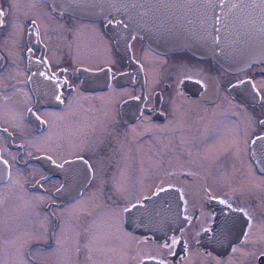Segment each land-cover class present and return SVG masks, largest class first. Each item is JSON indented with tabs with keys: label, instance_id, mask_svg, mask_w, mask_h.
Instances as JSON below:
<instances>
[{
	"label": "flooded vegetation",
	"instance_id": "flooded-vegetation-1",
	"mask_svg": "<svg viewBox=\"0 0 264 264\" xmlns=\"http://www.w3.org/2000/svg\"><path fill=\"white\" fill-rule=\"evenodd\" d=\"M0 12V264H264V62Z\"/></svg>",
	"mask_w": 264,
	"mask_h": 264
},
{
	"label": "water",
	"instance_id": "water-1",
	"mask_svg": "<svg viewBox=\"0 0 264 264\" xmlns=\"http://www.w3.org/2000/svg\"><path fill=\"white\" fill-rule=\"evenodd\" d=\"M107 27L137 34L157 51H187L235 71L264 62V0H45ZM264 168V159H260Z\"/></svg>",
	"mask_w": 264,
	"mask_h": 264
},
{
	"label": "snow or ice",
	"instance_id": "snow-or-ice-1",
	"mask_svg": "<svg viewBox=\"0 0 264 264\" xmlns=\"http://www.w3.org/2000/svg\"><path fill=\"white\" fill-rule=\"evenodd\" d=\"M3 15H4V13L0 12V16H3ZM0 23H2V21H0ZM134 99L139 100L140 97H134ZM48 159L51 160V157H49ZM53 163H55V161H53ZM63 166H64L63 164L58 165V167H60V168H63ZM161 190L163 191V189H161ZM220 203L223 204V203H225V201L221 200ZM228 206L231 207V205H228ZM133 207H135V205ZM126 211H127V209H126ZM240 211H243V209H240ZM245 215H247V213H245ZM228 229H229V225L227 222H225L222 225L221 232L219 233V237H223L225 235V233L228 231ZM206 231H208V230H206ZM217 240H218V237L214 236L213 241L216 242ZM180 243H181L180 239L173 237V238H171L170 242L166 241L165 244L163 245V247L174 248L176 245H178ZM235 250L236 249H233V251H235ZM261 256L264 257V253H261Z\"/></svg>",
	"mask_w": 264,
	"mask_h": 264
}]
</instances>
